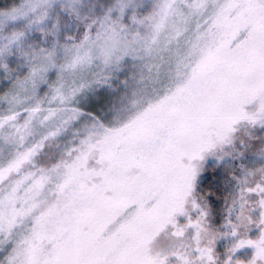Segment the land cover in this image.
I'll return each instance as SVG.
<instances>
[{
  "label": "snow or ice",
  "instance_id": "1",
  "mask_svg": "<svg viewBox=\"0 0 264 264\" xmlns=\"http://www.w3.org/2000/svg\"><path fill=\"white\" fill-rule=\"evenodd\" d=\"M0 264H264V0H0Z\"/></svg>",
  "mask_w": 264,
  "mask_h": 264
}]
</instances>
